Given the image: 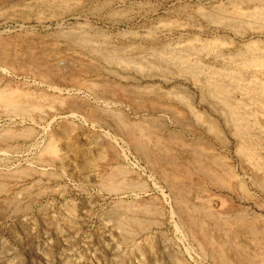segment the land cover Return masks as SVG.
Listing matches in <instances>:
<instances>
[{
    "label": "rangeland",
    "instance_id": "1",
    "mask_svg": "<svg viewBox=\"0 0 264 264\" xmlns=\"http://www.w3.org/2000/svg\"><path fill=\"white\" fill-rule=\"evenodd\" d=\"M258 11L0 0V264H261L264 174L204 87L264 84ZM239 95L263 165L264 108Z\"/></svg>",
    "mask_w": 264,
    "mask_h": 264
},
{
    "label": "bare ground",
    "instance_id": "2",
    "mask_svg": "<svg viewBox=\"0 0 264 264\" xmlns=\"http://www.w3.org/2000/svg\"><path fill=\"white\" fill-rule=\"evenodd\" d=\"M232 4V3H231ZM230 4V5H231ZM220 9V8H219ZM240 9V8H239ZM256 9V8H255ZM260 9V8H259ZM263 11V10H262ZM220 12H221V10H220ZM220 12H219V14L218 15H220ZM216 13V12H215ZM234 13V12H233ZM240 13V12H239ZM250 13V12H249ZM249 13H248V15H249ZM253 13V12H252ZM237 14V13H236ZM251 14V13H250ZM242 15V14H241ZM209 16H211V15H209ZM237 16V15H236ZM244 16V15H243ZM246 16V15H245ZM241 16H239L238 15V18H240ZM242 18V17H241ZM245 18H249V20L250 19H252L254 22H257V25H258V23H260V21L261 22H263L264 21V13H261V11H260V13H259V11L256 13L255 12V14L253 13V14H251V16H249V17H245ZM245 18H243V20L245 19ZM221 19H223L222 17H221ZM215 21V20H214ZM227 21V20H226ZM231 21H233L234 22V20H231ZM240 21H242V20H240ZM242 22H244V21H242ZM241 22V23H242ZM246 22H247V19H246ZM249 22V21H248ZM219 23V22H218ZM222 23H223V21H222ZM231 23V22H230ZM245 23V22H244ZM244 23H242V24H244ZM240 24V23H239ZM251 24H253L252 22H251ZM251 24H250V26H251ZM234 25V24H233ZM249 25V24H248ZM254 25V24H253ZM255 25H256V23H255ZM254 25V26H255ZM256 25V26H257ZM255 29V28H254ZM260 30L259 32L260 33H264V26L263 27H261V26H257V28H256V30ZM256 32V31H255ZM237 34V33H236ZM258 43V42H257ZM222 45V44H221ZM255 45V44H254ZM249 46V45H248ZM207 47V46H206ZM188 50V49H187ZM194 50V49H193ZM252 50V49H251ZM255 51H257L258 53H259V55H262L263 53V51L261 50V48L259 47V48H256L255 49ZM202 52V51H201ZM188 53V52H187ZM256 53V52H255ZM262 53V54H261ZM177 54V53H176ZM257 55V54H256ZM173 56V55H172ZM175 57H177V56H175ZM179 57V56H178ZM256 57V56H255ZM174 58V57H173ZM182 58V57H181ZM246 59V58H245ZM258 59V58H257ZM256 58L254 59V60H257ZM177 60V59H176ZM175 60V61H176ZM181 60V59H180ZM115 61V60H114ZM183 61V60H182ZM112 62V61H111ZM128 62V61H127ZM180 62V61H179ZM250 62V61H249ZM248 62V63H249ZM245 63V62H244ZM259 63V65H260V67L261 66H264V61H259L258 62ZM130 64V63H129ZM237 64V63H236ZM256 64V63H255ZM137 65H139V64H137ZM242 65V64H241ZM258 65V64H257ZM190 66V65H189ZM245 66V65H244ZM126 67V66H125ZM199 67V66H198ZM248 67V66H247ZM255 67H256V65H255ZM259 67V66H258ZM253 68V67H252ZM261 68H263V67H261ZM256 70V69H255ZM224 71V70H223ZM190 72V71H189ZM192 72V71H191ZM187 73H188V71H187ZM227 73V72H226ZM237 73V72H236ZM214 74V73H213ZM225 74V73H224ZM224 74H221L222 76L224 75ZM207 75V74H206ZM219 75H220V73H219ZM210 76V75H209ZM212 76H214V75H212ZM225 76V75H224ZM238 76V75H237ZM198 77V76H197ZM211 77V76H210ZM217 77H221V76H217ZM216 77V78H217ZM226 77V76H225ZM232 77V76H231ZM214 79V78H210V79H206V81H205V84H204V87H205V89H206V91H207V93L209 94V96L210 97H212L214 100H216L218 103H219V105H221L220 107L222 108L221 110H222V112H223V116L226 118V120L225 121H227L229 124H230V126L232 127V129L234 130V134H235V136L238 138L237 140H239V145L236 147L237 149H236V154L247 164V165H249L254 171H256V172H261V173H263L264 174V167H263V165H262V163L260 162V160H259V158H257V156H256V154L254 153V144H253V142H251L249 139H246L247 138V134H248V127H247V123H246V121H245V118H244V113H240L239 112V109H240V107H242V109H244V107L246 106V104H244V103H242L241 104V101H240V103H238L237 101L236 102H231L230 101V99H231V93H232V91L234 92V91H240V95L239 96H242V97H244L243 99H245L246 100V102H247V104L249 105V104H251V105H255V107L256 106H258V107H260V109L262 108H264V84H258V85H253L252 84V87H247V85H246V87H241V86H239V85H237L238 83V81L236 82V84H235V86H229L228 85V83L227 82H224V81H222V80H218V79ZM223 78V77H222ZM233 78V77H232ZM191 79V78H190ZM226 79V78H225ZM230 82H234V81H231V80H229ZM236 81V80H235ZM249 81V80H248ZM232 84V83H231ZM242 84V83H241ZM243 85V84H242ZM248 86H250V85H248ZM135 93V92H134ZM239 93V92H238ZM237 93V94H238ZM1 94V93H0ZM2 96V95H1ZM0 96V97H1ZM1 98H3V97H1ZM9 99V98H8ZM2 99H0V101H1ZM234 100V99H233ZM236 100V99H235ZM7 101V100H6ZM8 102V101H7ZM244 102V101H243ZM9 103V102H8ZM10 104V103H9ZM11 105V104H10ZM7 106V105H6ZM247 107V106H246ZM249 108V107H248ZM250 108H252V106L250 107ZM246 109V108H245ZM258 109V108H257ZM250 110V109H249ZM259 110V109H258ZM260 111V110H259ZM262 111V110H261ZM264 111V110H263ZM259 113V112H258ZM254 114H256V113H254ZM252 115V114H251ZM253 116V115H252ZM255 116V115H254ZM257 116V115H256ZM260 117H262L261 115H260ZM224 118V119H225ZM249 119V118H248ZM251 119H253L252 117H251ZM254 120V119H253ZM264 120V119H263ZM255 121H256V119H255ZM259 123V122H258ZM251 124H253V123H251ZM250 124V125H251ZM255 124V123H254ZM258 125V124H257ZM257 127V126H256ZM260 127V129H261V126H259ZM254 128V127H253ZM252 128V129H253ZM231 129V128H230ZM259 130V129H258ZM264 130V129H263ZM262 130V131H263ZM258 136V135H257ZM259 137V136H258ZM254 139H256V137L254 138ZM258 139H260V137L258 138ZM263 141V140H262ZM256 143V142H255ZM264 143V142H263ZM256 146V145H255ZM260 146V145H259ZM264 146V145H263ZM261 147V146H260ZM262 149V148H261ZM46 150H51V148H48V149H46ZM257 150V149H256ZM52 151L53 150H51V152L50 153H52ZM53 152H55V151H53ZM257 152V151H256ZM258 152H259V150H258ZM263 157V156H262ZM261 158V157H260ZM262 159V158H261ZM262 161V160H261ZM263 162V161H262ZM262 174V175H263ZM213 216V215H212ZM226 219H228V218H226ZM226 221V220H225ZM262 254V253H261ZM259 258V257H258ZM261 264H264V255H263V258H262V260H261Z\"/></svg>",
    "mask_w": 264,
    "mask_h": 264
}]
</instances>
